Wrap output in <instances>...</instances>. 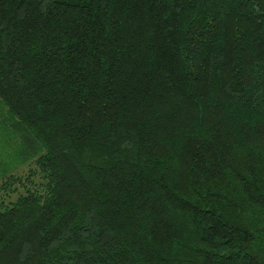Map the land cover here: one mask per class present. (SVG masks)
Listing matches in <instances>:
<instances>
[{"label": "trees", "instance_id": "16d2710c", "mask_svg": "<svg viewBox=\"0 0 264 264\" xmlns=\"http://www.w3.org/2000/svg\"><path fill=\"white\" fill-rule=\"evenodd\" d=\"M3 129L0 264H264V0H0Z\"/></svg>", "mask_w": 264, "mask_h": 264}, {"label": "rangeland", "instance_id": "374dc122", "mask_svg": "<svg viewBox=\"0 0 264 264\" xmlns=\"http://www.w3.org/2000/svg\"><path fill=\"white\" fill-rule=\"evenodd\" d=\"M7 142V136H6V130H2V134L0 135V155H1V161H0V201L3 200V202L7 203L9 200H13L17 192H22L23 188L19 183H13L11 185V188L5 189L6 187L2 188L1 183H4L7 178L6 176L8 174H13L15 176L24 177V175L27 173V171L30 168L34 167V163L32 161H27L24 164H18L14 167V169H11L13 166V163L17 160L15 159V156L13 154V157L11 156L10 147L6 148L7 155H4V150H1L5 147V143ZM7 146V145H6ZM14 161V162H13ZM17 163V162H16Z\"/></svg>", "mask_w": 264, "mask_h": 264}]
</instances>
